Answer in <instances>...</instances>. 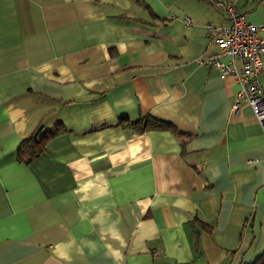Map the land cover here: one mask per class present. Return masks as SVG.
Masks as SVG:
<instances>
[{"label":"crops","instance_id":"1","mask_svg":"<svg viewBox=\"0 0 264 264\" xmlns=\"http://www.w3.org/2000/svg\"><path fill=\"white\" fill-rule=\"evenodd\" d=\"M226 2L264 23V0H0V264L262 258L264 129L197 62Z\"/></svg>","mask_w":264,"mask_h":264},{"label":"built area","instance_id":"2","mask_svg":"<svg viewBox=\"0 0 264 264\" xmlns=\"http://www.w3.org/2000/svg\"><path fill=\"white\" fill-rule=\"evenodd\" d=\"M217 9L230 21L227 26L207 24L216 51L199 59L198 65L209 67L221 77L231 76L239 89L231 109L236 114L242 104L247 105L264 129V94L259 78L264 74V23L253 25L238 14L234 4L226 2ZM186 27L189 19H184ZM264 260V254H263Z\"/></svg>","mask_w":264,"mask_h":264},{"label":"trees","instance_id":"3","mask_svg":"<svg viewBox=\"0 0 264 264\" xmlns=\"http://www.w3.org/2000/svg\"><path fill=\"white\" fill-rule=\"evenodd\" d=\"M123 121V120H121ZM127 125L137 132H143L146 130H171L175 131V128L167 123H163L151 118H141L137 122H129ZM59 133L56 129L53 133L48 136H43L39 139L34 137L27 138L23 140L17 147V157L20 162H27L31 158H35L38 154L45 151V143L51 139L53 136H56ZM178 264H193V263H178ZM254 264H264L263 257L256 261Z\"/></svg>","mask_w":264,"mask_h":264},{"label":"bare ground","instance_id":"4","mask_svg":"<svg viewBox=\"0 0 264 264\" xmlns=\"http://www.w3.org/2000/svg\"><path fill=\"white\" fill-rule=\"evenodd\" d=\"M260 259V258H259ZM255 262V261H254Z\"/></svg>","mask_w":264,"mask_h":264}]
</instances>
